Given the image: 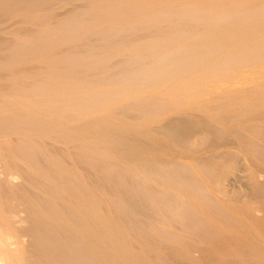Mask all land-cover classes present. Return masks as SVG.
I'll use <instances>...</instances> for the list:
<instances>
[{
    "label": "bare ground",
    "instance_id": "6f19581e",
    "mask_svg": "<svg viewBox=\"0 0 264 264\" xmlns=\"http://www.w3.org/2000/svg\"><path fill=\"white\" fill-rule=\"evenodd\" d=\"M258 139L264 0H0V264H264Z\"/></svg>",
    "mask_w": 264,
    "mask_h": 264
},
{
    "label": "rangeland",
    "instance_id": "374dc122",
    "mask_svg": "<svg viewBox=\"0 0 264 264\" xmlns=\"http://www.w3.org/2000/svg\"><path fill=\"white\" fill-rule=\"evenodd\" d=\"M257 140V138H256ZM258 142L264 145L263 141H260V139H258ZM243 158V159H242ZM250 168H251V159L248 155L246 154H241V164L239 165V167L237 168L236 172L237 174H241V179L240 182L238 183V186L240 187L241 190L243 191H249L248 187L245 186L246 181L248 180V176H249V172H250ZM254 171L258 174V175H262L261 171H262V166H257L256 168H254ZM243 180V181H242ZM261 180H264V177L261 176ZM245 182V183H244ZM241 183V184H240ZM238 187V188H239Z\"/></svg>",
    "mask_w": 264,
    "mask_h": 264
}]
</instances>
